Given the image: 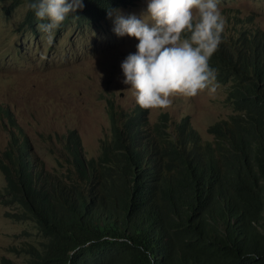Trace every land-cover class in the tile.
I'll use <instances>...</instances> for the list:
<instances>
[{
    "label": "trees",
    "instance_id": "obj_1",
    "mask_svg": "<svg viewBox=\"0 0 264 264\" xmlns=\"http://www.w3.org/2000/svg\"><path fill=\"white\" fill-rule=\"evenodd\" d=\"M8 1L5 14L26 5L17 29L35 32L30 0ZM135 2L83 0L63 24L98 23ZM221 13L210 66L233 113L207 128L211 139L187 117L175 123L163 112L149 124L138 105L107 101L97 155L81 159L69 130L49 149L52 172L18 129L11 134L0 153L3 190L41 240L22 247L21 262L0 264H264V30L252 13Z\"/></svg>",
    "mask_w": 264,
    "mask_h": 264
},
{
    "label": "rangeland",
    "instance_id": "obj_2",
    "mask_svg": "<svg viewBox=\"0 0 264 264\" xmlns=\"http://www.w3.org/2000/svg\"><path fill=\"white\" fill-rule=\"evenodd\" d=\"M8 4L0 1V109L7 115L0 114V153L18 129L30 151L56 172L57 156L49 149H58L57 137L64 138L70 130L78 139L81 159L95 157L109 134L107 101L125 109L138 105L135 90L124 84L121 70L125 58L136 52L138 41L114 33L116 11L139 18L146 13L147 0L118 8L98 23L61 24L51 42L38 24L35 32L18 30L26 5L5 14L3 7ZM219 7L252 13L264 30V0H219ZM226 91L227 84H220L215 94L178 95L168 109H141L149 124L163 112L175 123L187 117L200 137L209 140L207 128L233 113L225 101ZM3 186L0 171V258L21 262L22 247L37 244L41 237L30 221L14 217L19 206L9 202Z\"/></svg>",
    "mask_w": 264,
    "mask_h": 264
},
{
    "label": "clouds",
    "instance_id": "obj_3",
    "mask_svg": "<svg viewBox=\"0 0 264 264\" xmlns=\"http://www.w3.org/2000/svg\"><path fill=\"white\" fill-rule=\"evenodd\" d=\"M83 7V0H30L49 42L56 29ZM123 8V7H121ZM115 11V10H114ZM112 15V12H109ZM114 33L135 38L136 52L121 64L124 84L143 109H168L176 96L196 97L220 88L210 59L222 43L226 19L219 0H147L139 18L116 11Z\"/></svg>",
    "mask_w": 264,
    "mask_h": 264
}]
</instances>
